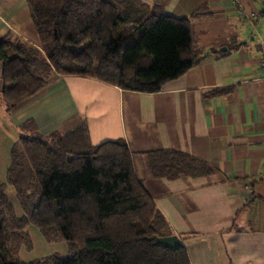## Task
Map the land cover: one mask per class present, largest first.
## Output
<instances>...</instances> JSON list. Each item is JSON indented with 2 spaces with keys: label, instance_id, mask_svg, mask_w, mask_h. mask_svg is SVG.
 <instances>
[{
  "label": "trees",
  "instance_id": "1",
  "mask_svg": "<svg viewBox=\"0 0 264 264\" xmlns=\"http://www.w3.org/2000/svg\"><path fill=\"white\" fill-rule=\"evenodd\" d=\"M40 48L0 40V95L7 110L44 88L55 75L94 78L120 89L155 93L195 66L203 52L193 21L159 2L142 0H26ZM214 89L211 96L227 93ZM25 128L35 129L32 122ZM154 178L208 175L203 161L174 149L147 152ZM14 188L18 216L6 195ZM256 195H253L254 198ZM67 255L23 261L27 226ZM173 235L143 182L123 138L92 144L79 123L61 133L20 135L0 180V264H191L185 247L153 237Z\"/></svg>",
  "mask_w": 264,
  "mask_h": 264
},
{
  "label": "crops",
  "instance_id": "2",
  "mask_svg": "<svg viewBox=\"0 0 264 264\" xmlns=\"http://www.w3.org/2000/svg\"><path fill=\"white\" fill-rule=\"evenodd\" d=\"M142 1L174 16L198 15V63L155 93L69 74L11 110L0 95V173L20 135L64 133L84 122L92 144L125 140L135 175L191 264H264V0ZM8 35L40 48L26 0H0V40ZM218 88L228 91L209 95ZM162 148L211 172L154 178L147 152Z\"/></svg>",
  "mask_w": 264,
  "mask_h": 264
},
{
  "label": "rangeland",
  "instance_id": "3",
  "mask_svg": "<svg viewBox=\"0 0 264 264\" xmlns=\"http://www.w3.org/2000/svg\"><path fill=\"white\" fill-rule=\"evenodd\" d=\"M0 179L6 182V169L0 173ZM6 195L13 205L14 210L18 216L23 214V211L16 198L14 188L7 183ZM247 208L246 210H248ZM27 231L31 239V248L21 246L19 255L23 261H31L39 258H44L52 254H58L60 256L67 255V246L64 242H47L40 234L38 229L33 225L27 226Z\"/></svg>",
  "mask_w": 264,
  "mask_h": 264
},
{
  "label": "water",
  "instance_id": "4",
  "mask_svg": "<svg viewBox=\"0 0 264 264\" xmlns=\"http://www.w3.org/2000/svg\"><path fill=\"white\" fill-rule=\"evenodd\" d=\"M153 239L156 240V243L158 245H161L166 248H174L181 244L178 236L175 234L170 235V236H164V237H153Z\"/></svg>",
  "mask_w": 264,
  "mask_h": 264
},
{
  "label": "built area",
  "instance_id": "5",
  "mask_svg": "<svg viewBox=\"0 0 264 264\" xmlns=\"http://www.w3.org/2000/svg\"><path fill=\"white\" fill-rule=\"evenodd\" d=\"M262 71H263V73H264V67H262Z\"/></svg>",
  "mask_w": 264,
  "mask_h": 264
}]
</instances>
